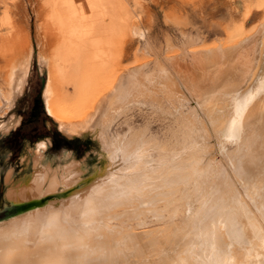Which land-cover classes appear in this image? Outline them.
Wrapping results in <instances>:
<instances>
[{
    "label": "bare ground",
    "instance_id": "1",
    "mask_svg": "<svg viewBox=\"0 0 264 264\" xmlns=\"http://www.w3.org/2000/svg\"><path fill=\"white\" fill-rule=\"evenodd\" d=\"M88 2L62 0L49 10L60 49L91 48ZM257 5L264 9V0ZM259 22L249 47L235 38L226 48L190 47L195 75L175 58L155 59L151 69L110 64V71L108 56L86 52L68 97L56 84L65 71L49 64L47 113L67 136L98 131L111 163L78 179L82 158L62 151L54 162L44 154L47 142L37 141L31 173L5 175L11 208L0 220V264H264V13ZM9 70L0 108L21 90L28 61L15 58ZM149 99L179 111L171 142L132 129L114 137L116 115ZM184 103L194 107L183 113ZM148 221L159 226L136 230Z\"/></svg>",
    "mask_w": 264,
    "mask_h": 264
},
{
    "label": "rangeland",
    "instance_id": "2",
    "mask_svg": "<svg viewBox=\"0 0 264 264\" xmlns=\"http://www.w3.org/2000/svg\"><path fill=\"white\" fill-rule=\"evenodd\" d=\"M45 1L0 0V92L4 94L10 89L4 83L10 71V62L19 57L28 61L21 90L10 96L8 103L0 108V131H3L0 132V220L6 218L5 209L9 205L4 195L7 188L5 175L9 168L15 179L31 173L29 154L37 141L49 140L44 154L54 162L63 154L62 151L82 158V175L78 179L102 172L111 163V153L99 140L98 131L90 129L72 138L61 131L58 122L47 113L42 93L49 64L55 62L65 71L56 84L60 86L59 92L66 93L68 97L75 93L74 82L81 75L78 71L83 68L78 62L83 60L81 57L86 52L108 56L106 65L110 71L111 68L114 71L116 68V71H127L141 63H146V69H151L155 59L175 58L188 63V68L193 71L190 73L195 75L194 62L189 60L190 47L195 44L212 46L215 41L216 45L219 42L221 47L226 48L234 40H247L244 48L249 47L255 40L256 43L258 41L256 28L264 13V9L257 5L258 0H88L93 9L88 19L89 30L85 42L91 48L81 47V52L74 53L57 45L60 43L59 35L48 16L49 10H57L62 0H53V6ZM247 8L250 12L245 15ZM229 26L233 32H229ZM252 26L255 27L249 32ZM239 28L245 32L242 38L238 35ZM40 56H45L46 62H40ZM185 68L181 70L184 72ZM166 101L160 103L156 99H149L130 104L110 124L111 134L115 137L125 135L131 129L143 130L162 143L171 142L179 111ZM192 107L193 104L184 103L182 112ZM42 203L43 200L36 206ZM150 222L136 230L147 231L159 226L156 221Z\"/></svg>",
    "mask_w": 264,
    "mask_h": 264
},
{
    "label": "water",
    "instance_id": "3",
    "mask_svg": "<svg viewBox=\"0 0 264 264\" xmlns=\"http://www.w3.org/2000/svg\"><path fill=\"white\" fill-rule=\"evenodd\" d=\"M42 86H43V85H42ZM83 134H84V133H83ZM85 136H86V135H85ZM71 137L74 138V137H76V136H75V135H72ZM48 141H49V140H46V142H47L46 145H48ZM29 155H30V154H29ZM10 208H11L10 205H8V206L6 207V209H5V214L8 213V211L10 210Z\"/></svg>",
    "mask_w": 264,
    "mask_h": 264
},
{
    "label": "crops",
    "instance_id": "4",
    "mask_svg": "<svg viewBox=\"0 0 264 264\" xmlns=\"http://www.w3.org/2000/svg\"><path fill=\"white\" fill-rule=\"evenodd\" d=\"M57 132H61L60 130H57Z\"/></svg>",
    "mask_w": 264,
    "mask_h": 264
},
{
    "label": "flooded vegetation",
    "instance_id": "5",
    "mask_svg": "<svg viewBox=\"0 0 264 264\" xmlns=\"http://www.w3.org/2000/svg\"><path fill=\"white\" fill-rule=\"evenodd\" d=\"M56 139H54V142L56 143V141H55ZM69 143V142H68Z\"/></svg>",
    "mask_w": 264,
    "mask_h": 264
}]
</instances>
